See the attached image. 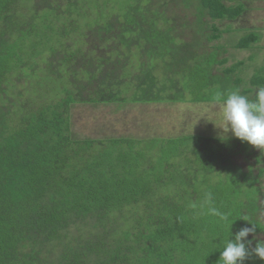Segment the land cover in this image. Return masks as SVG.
<instances>
[{
  "label": "trees",
  "instance_id": "1",
  "mask_svg": "<svg viewBox=\"0 0 264 264\" xmlns=\"http://www.w3.org/2000/svg\"><path fill=\"white\" fill-rule=\"evenodd\" d=\"M192 7L193 51L192 25L177 16ZM243 12L223 0H0V264H218L229 232L253 224L246 239L264 233L256 181L243 180L233 158L220 170L239 172L218 178L217 153L194 148L201 136L81 138L71 114L76 105L186 102L190 59L209 55L199 67L210 76L228 62L222 46L202 45L224 33L211 21ZM46 70L67 81L64 93H28ZM250 85L242 94L264 80ZM198 94L192 102H213ZM175 145L189 146L191 160H174Z\"/></svg>",
  "mask_w": 264,
  "mask_h": 264
},
{
  "label": "rangeland",
  "instance_id": "2",
  "mask_svg": "<svg viewBox=\"0 0 264 264\" xmlns=\"http://www.w3.org/2000/svg\"><path fill=\"white\" fill-rule=\"evenodd\" d=\"M187 1L190 2L192 0ZM223 1L231 6L242 5L244 12L235 20L211 21L220 30H224V33L218 40L205 41L202 45L208 47L222 46L226 50L224 57L227 58L228 62L224 66H215L212 69L214 76H210L200 70L203 65L205 67L209 60V55L201 54L196 59H190L188 63L193 65V67L190 68V71L185 72L190 81L183 90L187 99L186 102L76 105L71 109L73 131L81 138L92 139H108L114 136L125 137L130 135L137 138L201 136L203 141L194 142V148L198 144L205 154H209L208 151L212 152V150L217 153V161L211 163L214 169L218 170L214 172L218 178L229 179L228 176L233 177V174L239 172L238 170L240 169L243 174V180L247 178L248 180L256 181L254 184L260 190L258 215H260V220L264 224V150L260 151L247 143H241L239 139L232 137L230 133L226 134L228 139L222 141L223 137L221 135L223 133L214 125L218 122L219 105L213 102L191 101V99L196 98V93H199L200 97L203 96L200 93H212L210 97H213L217 91H227L236 88H239L241 93H244V90L251 87L250 79L252 77H259L264 80V0ZM189 10L178 9L177 16L184 18L190 26L192 25L189 29H185L184 32L187 34L185 40H191L190 49L193 51L195 49L192 48L196 47L197 42L196 34L200 35V27H197L196 24L194 25L196 9L192 7ZM208 20L210 21V19ZM249 33H255L258 36L255 45L252 44L244 49L236 48L235 45L240 39ZM196 51L200 52L202 50L197 49ZM239 61L243 62V65L234 74L230 76L222 74V68L230 67ZM195 64L198 65L195 66ZM43 72L42 76L38 75L27 84L28 88H31L28 93H42L45 97L46 94L49 95L50 93H64V89L67 88V81L59 77L54 79L47 70ZM195 82L198 84H195ZM206 82H210L208 87L205 84ZM201 84L205 86V89L198 92L197 87ZM253 89L249 93H253ZM248 96L251 97V94H248ZM153 147H150V156L159 155L160 146H158V150L157 147ZM168 148L171 149L172 147ZM188 148L189 146L181 147L180 145H175L174 154L175 152L177 154L174 160L178 162L181 159L185 160V157L191 160V151ZM142 152L146 154L144 146H142ZM230 158H233L234 164L239 169L232 171L233 173L231 174L222 172L221 170L226 167L224 163L227 162L225 161L230 160ZM194 161L196 162V160ZM197 165L199 169L206 167L205 163H197ZM243 192L254 193L255 187H245ZM254 236L257 239H264V233ZM254 243L255 241H253Z\"/></svg>",
  "mask_w": 264,
  "mask_h": 264
},
{
  "label": "clouds",
  "instance_id": "3",
  "mask_svg": "<svg viewBox=\"0 0 264 264\" xmlns=\"http://www.w3.org/2000/svg\"><path fill=\"white\" fill-rule=\"evenodd\" d=\"M212 101L219 105L218 122L214 125L223 133V139L220 136L222 141L228 139L226 134L230 133L241 142L260 151L264 150V86H257L251 97L242 94L239 88L217 91ZM210 212L220 222H229V214L215 208H211ZM232 223H229V229ZM255 231L256 227L251 224V227H242L231 234V238L229 232L220 248L218 264H244L250 256L264 261V239H257L253 235L254 246L253 240L246 239Z\"/></svg>",
  "mask_w": 264,
  "mask_h": 264
},
{
  "label": "crops",
  "instance_id": "4",
  "mask_svg": "<svg viewBox=\"0 0 264 264\" xmlns=\"http://www.w3.org/2000/svg\"><path fill=\"white\" fill-rule=\"evenodd\" d=\"M241 15H242V14H241ZM241 15H240V16H241ZM240 16H239V17H240ZM254 45H255V43H254Z\"/></svg>",
  "mask_w": 264,
  "mask_h": 264
}]
</instances>
